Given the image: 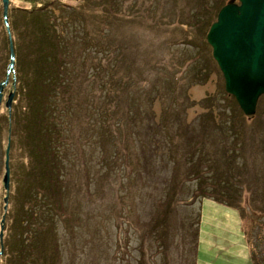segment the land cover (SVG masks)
I'll use <instances>...</instances> for the list:
<instances>
[{
    "label": "trees",
    "instance_id": "trees-1",
    "mask_svg": "<svg viewBox=\"0 0 264 264\" xmlns=\"http://www.w3.org/2000/svg\"><path fill=\"white\" fill-rule=\"evenodd\" d=\"M22 1L27 5L10 7L6 24L0 13V81L4 80L5 71L11 70L9 41L17 75L10 80L14 84L12 102H15L2 121L10 132L8 153L21 137L31 148L34 164L32 172L26 174L24 182L9 197L12 205L3 210L0 224L4 227L5 219L9 222V234L3 238L2 232L0 237L3 264H60L57 263L59 243L54 233L56 222L60 220L71 234L89 227L87 220L79 222L74 213L79 210L80 202L74 204L76 199L68 195V186L62 180L64 164L60 156L68 159L74 172L78 164L86 172L89 165L86 158L93 159L94 172H90V177L88 172L82 174L86 186L92 178L93 190L86 187L82 198L84 203L93 205V193L100 196L103 183L104 190L111 193L112 181L118 173L125 177V183L138 177L140 168L136 173L134 148L121 145L129 142L130 147L134 146L132 131L135 141H140V137L145 140L140 143L142 152H146L150 139L159 133L168 145L164 147L171 165L168 184L159 202L162 207L156 213L158 224L154 225L156 221L152 217L148 227L161 253L160 264L173 263L169 247L175 238V247L180 246L176 254L178 264H194L199 210L196 207L195 211H185L177 218V210L190 201L184 203V198L173 197L176 188L184 180L193 185L188 192L191 197H211L236 208L239 205L237 200H229L232 183L228 161L218 158L213 145L214 140L224 145L228 144L226 140L237 146L243 144L239 125L227 128L222 124L224 119L241 111L233 97L222 89L221 97L227 104L218 107L221 125L212 120L209 111L196 117V125L187 124L182 117L183 98L177 90L185 78L202 82L194 74L203 67L199 59L208 47L204 34L221 0H213L211 5L207 0H196L192 9L186 6L169 20V13L158 16L159 5L152 4V0H121L119 5L117 0ZM1 7L2 3L0 12ZM159 26L178 37L158 38L155 33L150 38L149 32L153 34ZM176 43L192 48L179 51L175 57L170 53L165 61L163 52ZM204 58L213 62L208 49ZM153 99L159 103L156 121L152 120L155 113L150 108ZM226 108L230 112L225 113ZM68 119H76L77 124L82 121L85 136H72L71 140L88 144L86 158L79 146L71 150V160L56 148L57 145L67 147L65 139L69 138L65 135L68 133L63 131ZM224 148L219 152H224ZM144 156L146 161L148 154ZM145 165L152 166V160ZM74 181L75 178L73 184ZM64 197L68 199L66 204ZM113 197L118 202L119 191H114ZM113 206L112 199L106 203L104 209L108 213L101 214L103 223L126 208L124 204H119V209ZM99 225L96 224L97 229ZM70 248L72 252L73 245ZM137 264H143L142 256Z\"/></svg>",
    "mask_w": 264,
    "mask_h": 264
},
{
    "label": "rangeland",
    "instance_id": "rangeland-1",
    "mask_svg": "<svg viewBox=\"0 0 264 264\" xmlns=\"http://www.w3.org/2000/svg\"><path fill=\"white\" fill-rule=\"evenodd\" d=\"M117 1L119 5V1L121 0ZM227 1L221 0V3L224 4ZM1 3L2 1L0 0V5ZM106 3L111 4L109 1ZM212 3L213 0H207L208 5ZM15 4L27 5L22 0H7V7L5 8L6 17L10 7ZM152 4L159 5L158 16L169 13L167 16V20H169L173 15L180 13V10L186 9V6L192 9V6L194 7L197 1L152 0ZM133 5L135 6V1ZM2 7L0 13H2ZM53 10L57 12L55 9ZM196 10L202 13L199 9ZM204 14L207 15L206 12ZM148 15L150 16V14ZM149 33L151 34L150 38L155 33L158 38L178 37L175 34L169 35L164 26L157 27L153 34L151 31ZM188 48L191 49L192 47H187V45L184 46L179 43L170 45L167 51L163 52L165 61L170 57V53L175 57L179 51L187 52ZM207 49L210 51L209 45L205 49L206 54L202 53V58L199 59V61L202 60L203 67L194 74L202 82L190 81L185 78L183 83H180L179 87L177 86V90L180 97L183 98L184 104L182 117L187 124L192 122L196 125V117L207 111L210 112L212 120L217 125H221L222 123V115L219 113L220 108L218 107L227 104L221 97V91L223 89L222 77L214 60L212 59L213 62L208 60V58L205 60L204 57L207 55ZM15 70L16 67L12 60L11 70L8 73L5 71L4 77L7 78V82L3 86L2 100L0 101V218L5 214L2 209V197L5 191L1 181V175H3L4 171L5 144L8 140L10 141L9 128L2 121L5 119L6 113L9 115L10 111L8 112L3 105V101H5L7 92L14 90V84L12 82L10 83V80L11 78L17 77ZM172 70L175 71L173 67ZM13 102L15 101L13 100ZM13 102L11 101V105ZM150 108L155 113L152 120L156 121L159 112V103L156 99H153ZM224 112L228 113L230 110L226 108ZM75 121L76 119L69 120L67 128L63 131L64 134L68 133L65 135L69 138L67 140L65 139L67 147L56 146V148L58 147V151L60 153L65 152V155H68L70 160L72 159L71 150L79 147L84 149L86 158V152L89 149L87 147L88 144H85V142L78 143L71 140L72 136H85V132L81 130L82 121L78 122V124ZM222 124L227 128L230 125H239V131L241 130L240 137L243 141L242 145L237 146V144H231L229 140L225 141V143H228L227 145L217 143L214 140L215 144L213 145L218 158L228 161L229 181L232 183L230 189L232 197L229 200H237L239 204L237 206L238 208L211 197H191L188 192L193 185L183 180L181 182L182 185L176 188V193L173 197L184 198L182 202L187 203L190 201V203L183 205L181 209L179 208L180 211L177 210V218L186 213L185 211H195L196 207H198L199 221L201 220V224L199 225L198 223L199 226L197 228V240L199 243L195 251L194 264H264V98L259 97L257 99L254 112L251 115L246 116L236 111L234 117L224 119ZM130 134L134 146L130 147L129 142H125L127 144L121 143V145L129 147V149L134 148L136 173L140 168L138 177H133L132 180L129 179V182L125 183V177L121 173H118V177L112 181L111 193L108 194L107 190H104L105 183H103L104 185L102 184L100 196L94 194L95 192L93 193V205L84 203L82 198L83 190L86 187L90 191L93 190L92 178L88 180L86 186L84 179H82V174L85 172V169H82L83 167L78 164L75 166L74 172L69 165L68 159L63 157V155L60 156L64 164L62 180L68 186V195L70 199H76L73 202L74 204L78 205L80 202L79 210H76L74 213H76L79 222L87 220L89 227L71 234V232H67L63 223L55 217L59 221L56 224L54 223V230H56L54 233L57 238V243H59V261L57 263L94 264L95 261H98L99 264H137V260L142 256L143 264H160L161 253L157 250L158 247L154 245L152 235L148 232V227L150 221L152 223V217L153 222L154 219L156 221L154 225L158 224L156 213L158 215L162 207L159 202H161L164 188L168 184L167 178L171 165L169 158L166 156V148H164L168 145H166L162 135L159 133L150 139L151 144L149 147H146V152H142L140 148L142 145L140 143L145 140L140 137V141L137 139L135 141L133 131ZM80 138L79 141H81ZM55 139L58 140L60 138L56 137ZM92 147L96 146L93 145ZM223 148L224 152H219V149L221 150ZM30 149L20 137V142L16 140L12 145V151H9L7 154L9 185L7 196L8 204L6 207L12 205L11 198L9 199V197L15 193L16 187L18 189L21 183L24 182L26 174L32 172L31 167L34 163L31 160ZM146 154H148L149 160L147 158L144 161L146 157L144 155ZM150 160H152L153 165H145ZM86 165H88V168L86 166L88 175L90 172H94L96 164H93L92 158H86ZM212 174L211 172L210 175ZM74 178L75 181L73 184ZM117 179L120 180L119 183L121 185H118ZM114 191H119L121 195L118 202L113 197ZM35 195L37 196L38 194ZM111 199L114 204L113 207L119 209V204H124L126 208L123 211L115 212L111 216L112 219L110 221L103 223L101 214L108 213L104 207H106V203ZM18 200L20 202V194L18 195ZM64 200L66 204L68 199L64 197ZM26 205L28 206L27 203H24V206ZM71 209L72 203L69 201V212H71ZM117 214L121 216L116 217ZM8 224L9 222H6L5 219L2 230L3 238L6 234H9V230L7 229ZM74 224L79 225V223L75 222ZM96 224L99 225L98 229L96 228ZM21 235L25 236V233ZM140 243H142V247ZM175 243H177V238H175L174 243H171L169 247V253L174 256L173 263L169 264H178L179 262L176 254L180 246L175 247ZM68 245L70 247L73 245L74 249L72 252L70 247L68 249ZM121 254L123 257H121ZM4 259V255L1 254L0 264H3ZM71 259H73L72 262ZM175 261L177 263H174Z\"/></svg>",
    "mask_w": 264,
    "mask_h": 264
},
{
    "label": "water",
    "instance_id": "water-1",
    "mask_svg": "<svg viewBox=\"0 0 264 264\" xmlns=\"http://www.w3.org/2000/svg\"><path fill=\"white\" fill-rule=\"evenodd\" d=\"M3 21L6 24L7 0H1ZM7 32L8 29L6 28ZM9 37V33H8ZM204 39L210 47V55L222 77L225 93L231 95L243 115L254 112L259 95L264 96V0H228L216 11L209 23ZM10 66L13 60V47L8 43ZM7 78L0 81V101ZM13 93L6 94L3 105L10 111ZM8 143L5 144L2 187L3 210L7 206L9 169ZM1 216L0 222L3 221ZM3 224H0V237ZM2 245H0L1 253Z\"/></svg>",
    "mask_w": 264,
    "mask_h": 264
},
{
    "label": "crops",
    "instance_id": "crops-1",
    "mask_svg": "<svg viewBox=\"0 0 264 264\" xmlns=\"http://www.w3.org/2000/svg\"><path fill=\"white\" fill-rule=\"evenodd\" d=\"M201 224V220L199 221V225ZM198 225V226H199ZM198 243H199V241L197 240V242H196V248H198ZM197 250V249H196Z\"/></svg>",
    "mask_w": 264,
    "mask_h": 264
},
{
    "label": "flooded vegetation",
    "instance_id": "flooded-vegetation-1",
    "mask_svg": "<svg viewBox=\"0 0 264 264\" xmlns=\"http://www.w3.org/2000/svg\"><path fill=\"white\" fill-rule=\"evenodd\" d=\"M234 1H236V0H234ZM259 97H262V98H264V96H263V95H259V96H258V98H259ZM258 98H257V99H258ZM256 101H257V100H256Z\"/></svg>",
    "mask_w": 264,
    "mask_h": 264
}]
</instances>
